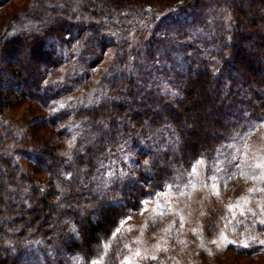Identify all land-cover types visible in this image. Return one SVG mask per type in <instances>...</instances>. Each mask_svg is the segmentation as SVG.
Instances as JSON below:
<instances>
[{
	"label": "trees",
	"instance_id": "obj_1",
	"mask_svg": "<svg viewBox=\"0 0 264 264\" xmlns=\"http://www.w3.org/2000/svg\"><path fill=\"white\" fill-rule=\"evenodd\" d=\"M33 3L0 35V113L11 96L31 100L64 140L11 147L15 130L0 123V264L91 262L131 210L264 120V0H174V12L152 17L137 44L111 32L132 24L117 17L116 25L110 3ZM20 16L27 26L13 29ZM109 49L116 65L93 81ZM66 62L71 70L52 78ZM82 83L81 99H65ZM17 155L46 176L43 185ZM125 155L135 167L108 177L110 161Z\"/></svg>",
	"mask_w": 264,
	"mask_h": 264
},
{
	"label": "rangeland",
	"instance_id": "obj_2",
	"mask_svg": "<svg viewBox=\"0 0 264 264\" xmlns=\"http://www.w3.org/2000/svg\"><path fill=\"white\" fill-rule=\"evenodd\" d=\"M55 1L63 3V0H46L45 5L50 6ZM89 1L72 0L78 5V8L75 7L77 10L84 9L85 3ZM94 1L102 5L110 3L114 8L116 6L117 11L111 17L114 23L119 24L118 17L122 23L131 22L132 25L129 28L118 25L111 32L119 39L133 37L135 44L148 22L151 23L153 18L156 22L174 9L171 6L174 0ZM33 2L34 0H4L0 4V35L11 24L10 18L16 11L27 8ZM149 5L152 8L147 13L144 10ZM124 6L129 8L126 15L120 14V9ZM154 7L157 9L154 10ZM85 15L89 17L90 13L86 12ZM224 18L227 23L228 15H224ZM21 19L23 16L13 24V29L19 23L27 26L28 23ZM136 51L137 49L132 52ZM115 65L114 49H109L93 68V81H98ZM71 68L70 62L62 64L52 73V78L65 76ZM83 83L79 90L65 99L71 100L70 102L81 99L82 93H86L82 89ZM91 84L87 86L89 94L94 91L93 88L89 89ZM45 112L31 100L11 96L7 107L0 113V123L15 130L14 136L9 139V145L38 151L64 140L55 128L42 124ZM16 160L25 175L39 179L43 185L46 176L38 172L30 160L18 155ZM197 161L194 164L195 173L192 167L180 174L171 187L167 186L152 198L144 200L147 203H143L142 207L130 211L123 223H120V231L115 230V235L113 233L106 244L108 248H104L100 254V264H122L125 258H128L129 264H264V250L258 243L247 249L237 250L232 246L223 249L219 239L223 234L229 240L237 242L248 235L256 237L257 241L264 240V224L259 223L264 221V190H261L264 189V180L258 179L260 173L264 172V166L256 167L257 164L264 165V120L253 122L246 129L237 132L234 139L221 148L213 159L201 158ZM236 164L240 165L239 169L234 167ZM112 167L110 171H115L117 175L121 170L134 168L135 158L125 155ZM242 172L246 175H242ZM229 205L233 206L231 210ZM213 240L216 243H212ZM217 245L221 247L218 248ZM137 252L139 256L136 255ZM91 262L78 260L76 264Z\"/></svg>",
	"mask_w": 264,
	"mask_h": 264
},
{
	"label": "snow or ice",
	"instance_id": "obj_3",
	"mask_svg": "<svg viewBox=\"0 0 264 264\" xmlns=\"http://www.w3.org/2000/svg\"><path fill=\"white\" fill-rule=\"evenodd\" d=\"M45 83H48V82L46 81ZM60 107L63 108L64 105L61 104ZM51 111H56L55 107H53L51 109ZM243 139H244V137L242 136L241 140H243ZM69 146L71 147L72 145L70 144ZM123 147L124 146L121 145V149H123ZM68 159L70 160L71 156H68ZM232 159H235V157H233ZM149 163H150V161H147V160L144 162L145 166L149 165ZM197 163H200V161H197ZM111 164H115V161H110V165ZM100 166H101V168L105 167L103 162H101ZM262 166H264V165H261V164H257L256 165L257 168H261ZM234 167L239 169L240 165L236 164V165H234ZM195 172H196V165H193V173H195ZM68 175L71 176V174H68ZM119 175H120V177H123V176L127 175V173L124 172L123 170H121ZM242 175H246V173L242 172ZM107 176L108 177H115L116 176V172L115 171H110V172L107 173ZM209 179H211V177ZM258 179L264 180V172L260 173ZM108 186H109V181L106 180L105 183L103 184V188L107 189ZM170 187H171V185H170ZM213 187H215V185H213ZM261 190H264V189H261ZM41 191H43V189H41ZM249 191H253V189H249ZM158 195H160V194H158ZM57 199L59 200L60 197L58 196ZM142 203H147V202H142ZM61 206L63 207V205H61ZM232 207H233L232 205H229V210H231ZM241 215H243V212H241ZM122 223H123V221H122ZM259 223L264 224V221H259ZM72 231L73 232L77 231L75 226H73ZM119 231H120V229L117 228L116 232H119ZM114 235H115V233H114ZM219 239L222 242L223 249H227L229 246L235 247L237 250H239V249H247V248L253 247L255 244L258 243L260 246H262V250H264V240L257 241L256 237H253L251 235L243 237L239 242H237L236 240H229L227 238V236H225L223 234L220 235ZM212 243H216V240H213ZM104 247L107 249L108 245H104ZM217 247L220 248L221 245H217ZM136 255L139 256V252H137ZM73 259H74V264H76V262L78 261L79 258L75 257ZM151 259H156V257H151ZM91 264H100V260H98V259L97 260H93L91 262ZM122 264H129L128 258H125V260L122 262Z\"/></svg>",
	"mask_w": 264,
	"mask_h": 264
}]
</instances>
